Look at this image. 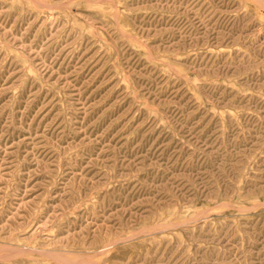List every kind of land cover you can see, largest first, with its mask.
<instances>
[{
  "label": "rangeland",
  "instance_id": "rangeland-1",
  "mask_svg": "<svg viewBox=\"0 0 264 264\" xmlns=\"http://www.w3.org/2000/svg\"><path fill=\"white\" fill-rule=\"evenodd\" d=\"M0 264H264V0H0Z\"/></svg>",
  "mask_w": 264,
  "mask_h": 264
}]
</instances>
